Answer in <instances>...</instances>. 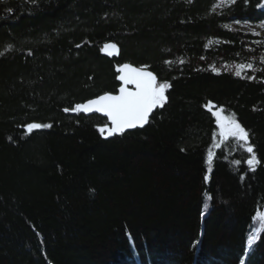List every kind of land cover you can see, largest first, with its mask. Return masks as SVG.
Listing matches in <instances>:
<instances>
[{"label": "trees", "instance_id": "1", "mask_svg": "<svg viewBox=\"0 0 264 264\" xmlns=\"http://www.w3.org/2000/svg\"><path fill=\"white\" fill-rule=\"evenodd\" d=\"M217 3L0 0V264H264V229L249 243L264 210V40L231 27L263 22L264 0ZM125 63L169 83L167 102L106 140L107 120L71 112L116 94ZM209 104L248 131L255 171L234 141L209 165Z\"/></svg>", "mask_w": 264, "mask_h": 264}, {"label": "snow or ice", "instance_id": "2", "mask_svg": "<svg viewBox=\"0 0 264 264\" xmlns=\"http://www.w3.org/2000/svg\"><path fill=\"white\" fill-rule=\"evenodd\" d=\"M34 2V0H33ZM222 3H234L235 0H221ZM261 28H264V23H261ZM115 44H105L102 51L109 49L116 50ZM108 55H113L112 51L107 52ZM3 55V53H0ZM165 63H170L165 61ZM252 64H240L236 65L235 75L242 77V71L246 69H252ZM116 71L119 74L117 79L121 81L119 87V94H103L97 98L90 99L86 103L77 104L72 109L76 112L83 113H102L110 121L111 127L105 125L99 128L101 135H105V138L111 137L116 134H123L126 130L135 129L137 127H144L149 122V116L157 107H163L167 102L166 91L170 88V84L167 82L160 83L157 81V77L150 71L144 68L133 67L131 64H123L118 66ZM213 71H217L213 68ZM251 78V77H250ZM131 86V87H130ZM206 107H208L206 105ZM211 111V108H209ZM69 111V109H65ZM215 117V123L219 129L217 135L222 141H228L229 139H235L238 143L244 147V150L250 154V158L246 163L249 166V170L255 171V167L260 161L257 159L254 148L249 142V133L241 126L239 122L232 116L222 115L220 111L213 112ZM50 124L32 123L27 125L29 131L33 129L49 128ZM213 154L210 151L208 153V163L212 164ZM238 164L239 161H236ZM208 177H205L207 180ZM207 207V205H205ZM257 218L261 222L262 228H264V213H257ZM250 238L249 243H252Z\"/></svg>", "mask_w": 264, "mask_h": 264}, {"label": "rangeland", "instance_id": "3", "mask_svg": "<svg viewBox=\"0 0 264 264\" xmlns=\"http://www.w3.org/2000/svg\"><path fill=\"white\" fill-rule=\"evenodd\" d=\"M228 4L229 3H227V2L222 3L221 0H218V3L216 5V10L220 11L221 9H224ZM259 10L264 12V3L259 6ZM261 23H264V21L263 22H252V23L248 22V21L232 22L231 27L233 29L240 30L244 33L252 34L253 36L259 37L262 40H264V28L260 27ZM216 111H220L221 114L224 115L222 110L216 109L215 112ZM212 115H213V113H212ZM218 131H219V129H218ZM229 141H234L238 145V143L235 139H229L228 141H222L221 138L218 136V139L214 143L213 148L211 150V152L213 154V159H214V155H215L216 150H218L223 143L229 142ZM242 150L245 151L244 148H242ZM213 159H212V161H213ZM205 205H207V207H205ZM209 211H210V200L208 198H205V200L203 202V206H202L203 217H205ZM259 213H264V210L259 212ZM263 229L264 228H262L261 222L259 221V219L256 216V218L254 219V221L252 223V227H251L252 233H251L250 238H254V239H252V243H255V241H257L259 239Z\"/></svg>", "mask_w": 264, "mask_h": 264}, {"label": "water", "instance_id": "4", "mask_svg": "<svg viewBox=\"0 0 264 264\" xmlns=\"http://www.w3.org/2000/svg\"><path fill=\"white\" fill-rule=\"evenodd\" d=\"M107 44H109V43H107ZM111 44H114V43H111ZM104 48V45H103V47H102V49ZM102 49H101V54L103 55V56H105L106 58H109V59H115V58H117L118 57V55H119V48L117 47L116 48V50H112V49H109V50H107V51H102ZM108 51H112L113 52V55H108L107 54V52ZM120 74V73H119ZM119 83H120V85H121V81H119ZM131 87V86H130ZM119 94V88H118V90H117V93L116 94H112V95H118ZM86 103V102H85ZM209 108H211V112L213 113V112H215V110H216V106L215 105H213V104H209L208 105V109ZM153 112H154V110H153ZM153 112L150 114V116H149V120L151 119V117H152V115H153ZM79 113H83V112H76V111H72L71 112V114H74V115H76V114H79ZM86 114H89V115H97V116H99V117H101V118H103V119H105V120H107V125L109 126V127H111V124H110V121L108 120V118L106 117V116H104L102 113H96V112H92V113H86ZM147 124H145L144 126H146ZM143 128V127H142ZM138 129H141V127H137V128H135V129H129V130H126L123 134H126V133H130V132H134V131H136V130H138ZM123 134H116V135H123ZM105 136H106V133H105ZM105 136H104V138H105ZM114 136V135H113ZM110 137H107V138H105L106 140L107 139H109Z\"/></svg>", "mask_w": 264, "mask_h": 264}]
</instances>
